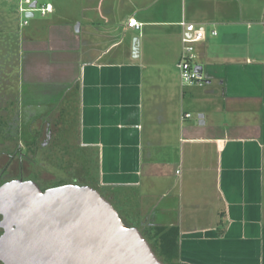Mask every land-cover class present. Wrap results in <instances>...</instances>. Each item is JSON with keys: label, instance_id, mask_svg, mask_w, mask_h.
Returning <instances> with one entry per match:
<instances>
[{"label": "crops", "instance_id": "0c3cea01", "mask_svg": "<svg viewBox=\"0 0 264 264\" xmlns=\"http://www.w3.org/2000/svg\"><path fill=\"white\" fill-rule=\"evenodd\" d=\"M81 9L79 35L60 17L45 40L23 38L24 80L55 87L56 123L69 118L56 139L85 156L125 224L140 209L152 230H177L179 263L264 264V0ZM181 22L206 30L201 84L180 82Z\"/></svg>", "mask_w": 264, "mask_h": 264}, {"label": "water", "instance_id": "95a60500", "mask_svg": "<svg viewBox=\"0 0 264 264\" xmlns=\"http://www.w3.org/2000/svg\"><path fill=\"white\" fill-rule=\"evenodd\" d=\"M0 216L2 264H163L140 231L90 186L41 191L10 182L0 187Z\"/></svg>", "mask_w": 264, "mask_h": 264}, {"label": "flooded vegetation", "instance_id": "af4514ba", "mask_svg": "<svg viewBox=\"0 0 264 264\" xmlns=\"http://www.w3.org/2000/svg\"><path fill=\"white\" fill-rule=\"evenodd\" d=\"M19 37L20 49H0V187L10 182L33 183L41 191L66 185L90 186L113 205L111 195L104 192L98 181L90 180L93 170L89 169L85 156L67 147L64 137L56 139L57 132L61 136L67 134L69 118L63 107L62 121L56 123L59 110L55 87L24 80L21 63L24 42ZM9 57L17 60L14 76L9 70ZM137 213V221L129 226L136 227L147 240L158 217L155 212L142 217L140 209ZM1 220L0 216V238ZM150 247L164 264V256L160 259L154 247Z\"/></svg>", "mask_w": 264, "mask_h": 264}, {"label": "built area", "instance_id": "2783aa9c", "mask_svg": "<svg viewBox=\"0 0 264 264\" xmlns=\"http://www.w3.org/2000/svg\"><path fill=\"white\" fill-rule=\"evenodd\" d=\"M14 2L15 12L19 15L20 26H27V19L25 15L27 13L37 12L40 16H45L52 11V6L50 4H38L32 0H5ZM35 2V7L31 8V4ZM127 26L138 30L140 25L135 20H128ZM180 26L182 28L181 34V52L179 60L176 64V68L179 73L180 82L182 85L191 84H201L202 80L198 72L195 69V59H196V46L205 38L206 30L203 27H197L191 23L181 22ZM210 35H216V31L211 29L209 31ZM184 117H190L189 114Z\"/></svg>", "mask_w": 264, "mask_h": 264}, {"label": "rangeland", "instance_id": "374dc122", "mask_svg": "<svg viewBox=\"0 0 264 264\" xmlns=\"http://www.w3.org/2000/svg\"><path fill=\"white\" fill-rule=\"evenodd\" d=\"M32 1H35L38 4H50L53 10L55 8V12H53L52 14H48L46 16H40L37 12H34V16L27 19V26L22 27L20 26V22H19V15L17 13H14V11L10 7L11 3H7L3 0H0V13L7 14L6 20L7 18H9L11 21V23L9 22V24H12L15 29L17 28V25L19 24V35L23 38H27L30 41L45 40L47 37V33H46L47 26L53 23L54 21H57L60 17L66 20L74 19L75 21H77L76 24H79L78 23L79 17H81V11H82L81 0H32ZM12 6H15L14 2H12ZM9 14H11L12 16L11 15L9 16ZM56 16L57 17L59 16V17L56 18ZM0 18L3 19V20H0L3 23L5 21V18H2V17ZM75 25L73 26V28L75 27ZM77 34L79 35L80 32L78 31ZM19 35H18V38H19ZM16 65H17L16 57H12V58L9 57V70L13 76L16 74V71H17L16 69L17 67H15ZM11 74H10V77L12 76ZM67 157L69 158V155ZM74 159H76V157L73 158L72 160ZM111 201H112V198H111ZM129 219L130 218H127V217L124 218L126 222H129ZM176 264H182V263L181 262L179 263L177 260Z\"/></svg>", "mask_w": 264, "mask_h": 264}, {"label": "trees", "instance_id": "16d2710c", "mask_svg": "<svg viewBox=\"0 0 264 264\" xmlns=\"http://www.w3.org/2000/svg\"><path fill=\"white\" fill-rule=\"evenodd\" d=\"M15 12V8L10 6ZM9 11V10H8ZM10 12V11H9ZM7 14H1L0 17L5 18L7 22L0 21V49H20L21 46L18 44L19 35V24L15 29L11 23L10 19L7 18ZM11 14H9L10 16ZM12 16V15H11ZM0 20H3L0 18ZM18 32V33H17ZM20 36V35H19ZM151 235L147 239L151 246L154 247L155 251L158 253V257L164 256V264H176L178 259V232L176 229H171L164 231V229L157 228L156 230L150 231Z\"/></svg>", "mask_w": 264, "mask_h": 264}]
</instances>
